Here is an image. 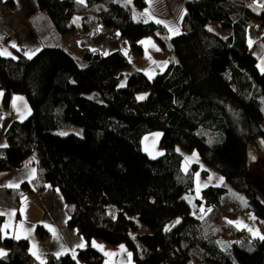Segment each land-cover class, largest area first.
<instances>
[{
  "label": "trees",
  "instance_id": "16d2710c",
  "mask_svg": "<svg viewBox=\"0 0 264 264\" xmlns=\"http://www.w3.org/2000/svg\"><path fill=\"white\" fill-rule=\"evenodd\" d=\"M36 2L61 35L73 32L77 13L85 29L95 22L115 29L135 56L143 53L141 39L153 35L176 59L153 77L134 69L123 80L117 71L128 55L121 50L104 54L83 48L78 55L54 44L32 55L0 52L3 104L9 106L12 94H23L31 109L8 125L0 171L15 169L33 153L36 167L29 180L3 188L0 204L18 215L25 194L51 186L65 200L67 225L87 241L75 254L43 261L32 253L28 238L2 234L0 213L5 248L0 264H101L104 254L91 245L94 238L123 243L135 264H264V200L257 188L264 189L253 180L252 160L253 153L264 156V69L250 50L248 33L249 27H260L264 45V7L253 14L252 0H185L181 31L169 35L165 24L137 20L116 0ZM5 3L14 6V0ZM132 3L139 9L147 5ZM208 20L228 32L210 30ZM143 90L147 95L139 99ZM69 125L84 135L59 133ZM156 131L161 153L151 156L142 139ZM177 144L196 152L207 169L193 162L184 170L185 154ZM199 169L206 175L213 169L245 192L243 210L256 215L262 235L242 237L244 229L229 223L225 184L204 187L194 197L195 207L204 204V211L194 212L185 194L193 192ZM175 218L179 222L167 226ZM143 225L148 231H139ZM36 231L41 238L46 234L42 224ZM220 239L231 246L223 249Z\"/></svg>",
  "mask_w": 264,
  "mask_h": 264
},
{
  "label": "crops",
  "instance_id": "0c3cea01",
  "mask_svg": "<svg viewBox=\"0 0 264 264\" xmlns=\"http://www.w3.org/2000/svg\"><path fill=\"white\" fill-rule=\"evenodd\" d=\"M116 1L120 3L118 0ZM127 2L132 16L133 14L135 15L133 16L135 19L161 22L167 27L169 35H175L181 31L180 19L184 12L185 0H146L147 5L143 9L137 8L133 3L130 6L129 3L132 0H127ZM254 5L259 7V11L263 9L260 1L252 0L250 10L253 14L259 12L258 9L251 8H254ZM72 24L74 27L73 32L61 35L56 31L47 13L41 11L38 7L36 0H14L13 7L7 6L5 0H0V52L2 54L10 53V55H15L17 51H21L26 55H31L29 52H32V50H39L44 45L54 44H61L75 53L77 52L78 55L83 48L104 54L121 50L128 55V60L122 62L117 71L121 73L123 80L134 69L144 72L148 77H153L162 71L169 62L176 59L174 54L170 50L163 48L153 35H147L141 39L143 53L140 56H135L131 53L128 40L121 37L115 29L108 28L100 22H95L90 29H85L83 16L77 13L72 15ZM172 29L174 31H171ZM248 33L251 45L264 47L261 41L262 31L260 27L257 25L249 27ZM2 99L3 91L0 90V146L5 145L7 142L5 132L10 122L13 119L21 120L25 118L31 111L29 103L22 94H12L9 106H5ZM158 140V132H152L143 137L142 144L144 143V150L149 155L154 156L161 153ZM185 161L188 164V168L193 162L199 163L200 169L207 167L194 151L185 154L182 166ZM15 169L0 171V200L5 186L9 184L19 186L22 181L29 180L30 176H34V173L24 175V173L14 171ZM200 169L195 173L194 186L197 185L196 191H194L195 197L199 196L201 190L209 184H225L224 177L215 170L208 169L206 175ZM228 217L230 221L238 222L241 230L252 229L262 235L261 224L252 211H243ZM16 218L21 221L32 220L34 224H42L46 230L45 233L51 237L50 245L46 248H42L44 243L41 242L39 234L38 236L30 237L32 240H29L30 249L40 260L41 258H43V261L46 259L45 253L47 252L51 253L52 256L67 252L75 254L78 248H82L87 244L83 235L67 225L65 200L61 193L51 186H47L41 192L25 194L22 197L18 215L16 211ZM235 224L237 225V223ZM3 230L4 223L2 225V234L4 236L15 237L18 234L14 230L15 234L7 235L10 232H3ZM251 234L253 235L252 232ZM81 245L83 246L81 247ZM91 245L104 254L101 264H131V251L123 243L110 245L101 239L94 238L91 240ZM0 248H2L1 252L3 253L5 251L4 246L0 244Z\"/></svg>",
  "mask_w": 264,
  "mask_h": 264
},
{
  "label": "rangeland",
  "instance_id": "374dc122",
  "mask_svg": "<svg viewBox=\"0 0 264 264\" xmlns=\"http://www.w3.org/2000/svg\"><path fill=\"white\" fill-rule=\"evenodd\" d=\"M118 1L120 2V4H124V5L128 4L127 0H118ZM258 1H260L264 7V0H258ZM129 5L132 6V2L129 3ZM254 6H255L254 8L253 7H251V8L252 9H258V11H259V7L257 5H254ZM133 16H135V15L133 14ZM206 26L210 30L215 31L219 34H226L228 32L227 30L222 29L219 26L218 22H216L214 20H208L206 23ZM171 31H174V30L172 29ZM39 49H41V48H39ZM36 50H38V49H36ZM36 50H32V52H29V53L32 55V53H34V51H36ZM250 50H253L254 53L258 56L257 65L261 70H263L264 69V47H262L260 45H256L255 48H253V45H250ZM121 83H124V81ZM121 85H124V84H121ZM146 95H147V91L143 90L137 94V97L138 98L142 97V96L145 97ZM25 100L27 101L26 97H25ZM19 104H18V106H19ZM20 117H21V115H20ZM22 117H24V116H22ZM59 133L60 134L75 133L77 135L82 136V135H84V130L78 126L69 125L63 129H61L59 131ZM143 146H144V143H143ZM176 149L179 151H182L184 154H186V152L184 151V149L181 147L180 144L176 145ZM34 159H35V154L34 153L30 154L27 158H25L20 163L19 167H17V169H15L14 171H16L18 173H20V172L24 173V175H28L29 173H30L29 175H31V173H34V175H35L36 167H35V164L33 162ZM252 160H253V163L255 166L253 180L256 181V185H257L256 187H258L260 185V187H262L264 189V156L262 155L261 152H259L258 154L253 153ZM187 168H188V164L185 161L183 164V169L186 170ZM30 178H32V177L30 176ZM225 185L228 188V192L223 198V202H224L223 209H224L225 213L232 216L233 214L236 215L237 213L243 212L244 211L243 207L246 206V204H247V195L245 194V192L233 188L228 182H225ZM196 187H197V185L194 186L193 192L186 193L185 196L192 203V209L194 210V212L196 214H200L204 211L203 210L204 204L201 205L200 208L195 207V205H199L194 200V197H195L194 191H196ZM257 194L260 198H262L264 200V191L261 190V188H259V187L257 188ZM240 198H242V199H240ZM197 208H199V209H197ZM15 210L16 209H14L13 207H7V206H3L2 204H0V213H3V214L5 213V215H6L3 232L9 231L10 233H8L7 235H11L12 233H14V230H16V233H18V234H16L15 237L23 236V237L28 238L30 241H32L30 239V237L38 236V233L36 231L37 223L34 224V222L32 220L31 221L19 220V218H16V211ZM109 211L115 214L117 211L116 205L115 204L109 205ZM177 219L178 218H175L174 220L169 222L167 224V226L176 222ZM139 231H148V226L143 225V227L139 228ZM43 247L46 248L45 245H42V248ZM1 249L2 248H0V252H1ZM45 255H46V253H45ZM42 259L43 258H41V260ZM130 261H131V264H135L132 257H131Z\"/></svg>",
  "mask_w": 264,
  "mask_h": 264
},
{
  "label": "built area",
  "instance_id": "2783aa9c",
  "mask_svg": "<svg viewBox=\"0 0 264 264\" xmlns=\"http://www.w3.org/2000/svg\"><path fill=\"white\" fill-rule=\"evenodd\" d=\"M250 235V231L249 230H242V237H246V236H249ZM42 242H44L47 246L50 244L51 242V237L46 233L42 238H41ZM52 256L51 253H47L46 254V257H50Z\"/></svg>",
  "mask_w": 264,
  "mask_h": 264
},
{
  "label": "snow or ice",
  "instance_id": "6c2138e0",
  "mask_svg": "<svg viewBox=\"0 0 264 264\" xmlns=\"http://www.w3.org/2000/svg\"><path fill=\"white\" fill-rule=\"evenodd\" d=\"M81 2H82V0H81ZM3 54L10 55V53H3ZM139 99H144V97H143V96H142V97H139ZM7 186H8V187H15V186H17V185H11V184H9V185H7ZM240 199H242V198H240ZM177 222H179V221H177ZM229 223H237V226H238V227L240 226L238 222H229ZM245 227H246V226H245ZM249 231L253 233V236H254V237L259 235L258 231H253L252 229H249ZM260 238H261V239H264V236H260ZM82 246H83V245H81V247H82ZM0 254H3V253L0 252Z\"/></svg>",
  "mask_w": 264,
  "mask_h": 264
},
{
  "label": "water",
  "instance_id": "95a60500",
  "mask_svg": "<svg viewBox=\"0 0 264 264\" xmlns=\"http://www.w3.org/2000/svg\"><path fill=\"white\" fill-rule=\"evenodd\" d=\"M219 244L223 249H228L231 246V243L228 239H220Z\"/></svg>",
  "mask_w": 264,
  "mask_h": 264
}]
</instances>
